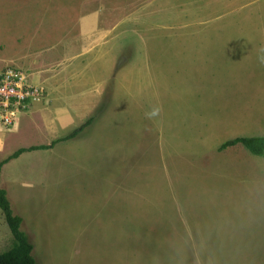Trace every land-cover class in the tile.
Returning <instances> with one entry per match:
<instances>
[{
    "label": "rangeland",
    "instance_id": "obj_1",
    "mask_svg": "<svg viewBox=\"0 0 264 264\" xmlns=\"http://www.w3.org/2000/svg\"><path fill=\"white\" fill-rule=\"evenodd\" d=\"M32 60L51 87L16 68ZM1 68L49 110L0 158L94 118L3 167L38 264H264V188L236 192L253 154L220 150L264 136V0H0Z\"/></svg>",
    "mask_w": 264,
    "mask_h": 264
},
{
    "label": "trees",
    "instance_id": "obj_2",
    "mask_svg": "<svg viewBox=\"0 0 264 264\" xmlns=\"http://www.w3.org/2000/svg\"><path fill=\"white\" fill-rule=\"evenodd\" d=\"M93 122L94 118H91L69 135L55 139L50 144L20 148L6 159L0 160V208L5 214L11 232L16 239V244L10 250L0 253V264H38L34 256V245L30 236L23 229L24 218L15 213L12 200L10 199L7 190L2 186V171L4 165L11 160L20 157L25 152L51 149L62 141L74 139ZM238 144H243L252 154L264 157V136L238 137L225 142L220 147V150H225Z\"/></svg>",
    "mask_w": 264,
    "mask_h": 264
},
{
    "label": "crops",
    "instance_id": "obj_3",
    "mask_svg": "<svg viewBox=\"0 0 264 264\" xmlns=\"http://www.w3.org/2000/svg\"><path fill=\"white\" fill-rule=\"evenodd\" d=\"M92 15L95 16L96 14H92ZM93 16L89 15V16H87V18L92 17L93 22L95 21V19L96 20L99 19V15H96L97 16L96 18ZM82 29L84 32H87L89 27H88V25L85 24V25H82ZM15 64H18V66H19L16 68H19V69L23 68L27 72L30 71L31 75H34V77H29L30 81L32 83H34V84L45 83L49 87H51L48 84V81L46 80V78L40 77V75L44 71L45 65H42L40 62H38L36 60H32L31 64H26V65H24L23 63H17V61H15ZM50 93L52 94V90L50 91ZM60 94L61 93H59V95ZM72 106H77V105H75V103H74V105H72ZM29 109L25 113H23V115L19 119V122L14 127H12V129H8V128L5 129V127L3 128L0 125V155H2L7 150L9 138L13 135H16L17 132L21 131L25 123H27L28 121L30 122V120H32V122H33L32 124L37 123V121H36L37 115H46L47 110H49V108L48 109L47 108H40L41 109L40 112L37 113L35 110H32V109L29 110ZM61 109L66 110L64 107ZM61 109H59L58 112L64 111ZM47 117L50 118V122L52 123L51 127L53 130H51V132L56 135L57 131H60V127H58L57 125L54 126V122L51 120V117L48 115H47ZM55 139L56 138L54 137L53 140H55ZM43 144L46 145L48 143H43ZM43 144H40V145H43ZM248 156H249L248 158L238 157L237 161H235V162L245 163L244 164L245 169H243V171L241 172L243 175L240 176L241 177L240 179L238 178L239 180H237V183H238L237 187L239 189L238 191H236L237 193L241 192V193L254 194L256 189L264 188V157L254 155V154L248 155ZM0 160H4V159L0 158ZM200 173H202V172L200 171ZM239 181H243V182H239ZM228 194H229V191L227 189L226 195L228 196ZM233 195H234V193H233ZM255 208L259 209L260 207H255ZM253 209H254V207H253Z\"/></svg>",
    "mask_w": 264,
    "mask_h": 264
},
{
    "label": "built area",
    "instance_id": "obj_4",
    "mask_svg": "<svg viewBox=\"0 0 264 264\" xmlns=\"http://www.w3.org/2000/svg\"><path fill=\"white\" fill-rule=\"evenodd\" d=\"M25 77L19 69H0V121L13 127L31 103L42 101L47 95L46 87L24 83Z\"/></svg>",
    "mask_w": 264,
    "mask_h": 264
}]
</instances>
